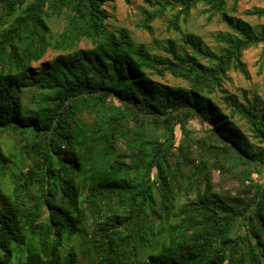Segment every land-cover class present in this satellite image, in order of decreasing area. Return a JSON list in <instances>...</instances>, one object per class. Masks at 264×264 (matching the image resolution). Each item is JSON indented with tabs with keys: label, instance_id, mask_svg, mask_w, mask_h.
<instances>
[{
	"label": "trees",
	"instance_id": "1",
	"mask_svg": "<svg viewBox=\"0 0 264 264\" xmlns=\"http://www.w3.org/2000/svg\"><path fill=\"white\" fill-rule=\"evenodd\" d=\"M106 2L0 0V264H264V106L216 99L260 44L262 71L264 27L228 0L158 2L140 27L179 7L182 32L199 4L229 27L158 54Z\"/></svg>",
	"mask_w": 264,
	"mask_h": 264
},
{
	"label": "rangeland",
	"instance_id": "2",
	"mask_svg": "<svg viewBox=\"0 0 264 264\" xmlns=\"http://www.w3.org/2000/svg\"><path fill=\"white\" fill-rule=\"evenodd\" d=\"M167 1L172 0H132L131 3H127L125 0H107L105 6L111 15L109 18L111 24L126 27L137 42L143 43L155 53L167 54L165 46L169 43L170 39H173L177 46H181L183 44L182 36L186 32L195 34L197 39L201 40L204 47H209L210 49L217 48L218 42L215 39V34L219 31H228L229 27L218 15L208 21L207 13L204 12L205 7L202 4L191 10L187 20L183 17L179 19L178 24L182 32L175 30L169 25V20L178 11L179 7L173 9L169 6L163 18H158L151 23L152 31L139 26L140 21L144 18V8L154 9L160 5L158 2L166 3ZM234 5H236L235 10ZM255 7L264 8V0H238L236 4L235 0H228L226 11L230 15L244 19L255 28L261 29L264 27V16L258 17L247 13L248 10ZM79 46H91V42L83 40ZM261 50L262 44L251 47L244 52L243 59L249 71V78H246L242 73L234 69H231L227 73V76L223 80L222 88L216 92V99L224 109L225 100H228V98H236L238 101L245 102L247 99L253 100L256 97L262 106H264V67L261 72L259 71ZM55 54V52L50 51L46 58L52 59ZM155 78L171 84H180L181 82L170 75H167L165 81L158 77ZM226 111L228 110L226 109ZM192 123L196 128L207 127V124H202L197 119H194ZM238 123L243 132L248 136L249 141L256 143L247 130L245 123L243 121H238ZM216 177H218V174Z\"/></svg>",
	"mask_w": 264,
	"mask_h": 264
}]
</instances>
